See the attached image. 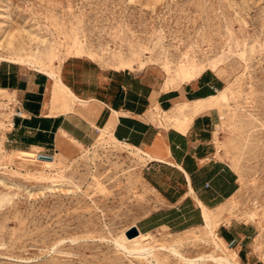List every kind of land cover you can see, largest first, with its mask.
<instances>
[{"label": "rangeland", "instance_id": "obj_1", "mask_svg": "<svg viewBox=\"0 0 264 264\" xmlns=\"http://www.w3.org/2000/svg\"><path fill=\"white\" fill-rule=\"evenodd\" d=\"M15 55L60 75L76 58L103 69L133 61L131 71L150 69L170 84L181 83V65L213 71L217 62L230 100L214 141L240 185L216 233L247 226L253 235L242 245L220 246L240 264L241 247L264 264V0H0V56ZM17 107L15 94L0 92V264H184L158 249L175 240L187 257L214 251L188 245L186 238L205 236L200 228L150 230L148 217L162 203L145 181L144 160L117 152L123 145L108 137L49 168L20 159L6 145ZM133 228L153 234L155 259L116 246Z\"/></svg>", "mask_w": 264, "mask_h": 264}, {"label": "crops", "instance_id": "obj_2", "mask_svg": "<svg viewBox=\"0 0 264 264\" xmlns=\"http://www.w3.org/2000/svg\"><path fill=\"white\" fill-rule=\"evenodd\" d=\"M61 79L85 104L74 103L70 111H64L62 103L52 99L47 75L0 63V89L13 92L22 111L6 136L11 151L73 157L94 145L103 131L141 149L150 157L143 164L145 181L162 203L148 217L150 230L198 227L204 222L200 203L214 210L237 194L238 174L217 156L214 135L219 109L194 115L186 128L164 118L180 105L208 100L223 90L225 81L215 72L204 71L191 81L170 84L150 69L141 73L103 69L76 58L66 62ZM220 234L223 240L240 245L253 235L247 226L225 227ZM239 253L242 264H262L251 262L244 247Z\"/></svg>", "mask_w": 264, "mask_h": 264}, {"label": "bare ground", "instance_id": "obj_3", "mask_svg": "<svg viewBox=\"0 0 264 264\" xmlns=\"http://www.w3.org/2000/svg\"><path fill=\"white\" fill-rule=\"evenodd\" d=\"M23 48V46H21ZM20 48V47H19ZM82 52V51H81ZM84 54V53H82ZM87 55H92V54H87ZM26 56V55H25ZM28 56V55H27ZM92 58V56H91ZM0 61H7L10 63H14L17 65H22V66H31L34 67L37 72L43 73L47 75L51 82H52V99L54 102H61L64 111H70L71 104L74 103H80V104H85L84 101L79 99L62 81L60 72L57 71L56 69L53 68H47L41 64H37L33 60L29 58H25L23 56H18L15 55L10 58H5L0 56ZM52 61V60H51ZM50 61V62H51ZM40 62V61H39ZM218 64L217 62L211 63V70L218 71ZM115 70H133L135 69L133 65V61H121L118 63L115 67ZM167 72L169 73L170 70L167 68ZM204 70L197 71L195 66L190 65H181L179 69V76L181 79V83L183 82H188L193 79H195L198 75L203 73ZM1 93H13L7 90H1ZM219 92V91H218ZM9 99V98H8ZM229 87H225L223 90H221L216 96L205 100V101H198L192 104H185V105H180L176 107L174 110L171 112L165 113L164 118L166 121H173L176 126L184 127L186 128L187 125L190 123L192 120L193 116L196 114L201 113L204 110L207 109H212V108H218L222 109L224 106L229 104ZM107 131V130H106ZM100 140H105L106 137L109 139L115 141L116 143H119L122 147L117 149V152L123 151V148H128L133 151V154L138 157L140 160H145L146 157L150 158L147 153L142 151L141 149L131 147L129 145L120 143L116 141L114 138H110L108 134L103 131L101 132ZM107 149V148H106ZM16 154L20 159L26 160V161H31V160H40L38 158L39 153L34 152V151H19V152H13ZM58 156H53V162H48V161H42L46 167H52L58 160L59 157L64 158V155L61 153H57ZM42 160V159H41ZM57 186V185H55ZM202 207V213L204 217V222L202 225L195 227V228H200L204 231V237L203 238H194L191 240L190 237L186 238L189 239L190 241H187L188 245L189 244H194V246H205V245H213L215 247L214 251L211 253H202L194 258L192 257H187L184 254H182L179 251L178 245L183 244V241H174L173 244L167 246V245H162L159 250L166 251L178 260L182 261L184 264H209L211 262L212 264H240L238 259H237V254L234 252L232 255L227 254L222 247L220 246L219 242H222L223 244L225 243L222 238H220L217 233L216 229L223 218L224 215V210L226 209L224 204L217 209L210 210L203 206L200 203ZM136 225L132 226L135 227ZM137 227V226H136ZM129 230V229H128ZM189 231V230H187ZM139 236H135L133 238L128 237L126 233L124 232L116 241L115 244L118 248L123 250L124 252L137 256L138 258H144V259H149L150 257L156 258V246L152 245V241L154 240V236L151 232L147 233H142L139 231ZM214 237H216L214 239ZM186 241V240H185ZM187 245V244H186ZM221 252V254H217L216 252ZM158 262V261H157ZM162 263V262H160Z\"/></svg>", "mask_w": 264, "mask_h": 264}, {"label": "water", "instance_id": "obj_4", "mask_svg": "<svg viewBox=\"0 0 264 264\" xmlns=\"http://www.w3.org/2000/svg\"><path fill=\"white\" fill-rule=\"evenodd\" d=\"M40 159L46 160V161H52L53 160V157L52 156H46V155H40ZM133 232L135 233L134 236H136V235H138L140 233L139 230L136 229V228H133Z\"/></svg>", "mask_w": 264, "mask_h": 264}, {"label": "built area", "instance_id": "obj_5", "mask_svg": "<svg viewBox=\"0 0 264 264\" xmlns=\"http://www.w3.org/2000/svg\"><path fill=\"white\" fill-rule=\"evenodd\" d=\"M15 117H21L22 116V111L20 109H17V112L14 115Z\"/></svg>", "mask_w": 264, "mask_h": 264}]
</instances>
